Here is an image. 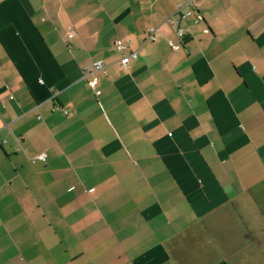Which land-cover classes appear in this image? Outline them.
I'll return each mask as SVG.
<instances>
[{"label":"crops","instance_id":"crops-1","mask_svg":"<svg viewBox=\"0 0 264 264\" xmlns=\"http://www.w3.org/2000/svg\"><path fill=\"white\" fill-rule=\"evenodd\" d=\"M185 1L0 0V264H264V0Z\"/></svg>","mask_w":264,"mask_h":264},{"label":"built area","instance_id":"built-area-1","mask_svg":"<svg viewBox=\"0 0 264 264\" xmlns=\"http://www.w3.org/2000/svg\"><path fill=\"white\" fill-rule=\"evenodd\" d=\"M201 0H186L183 3H178L175 7L174 13L167 16L165 21L170 24L178 23L180 19H186L190 16H193L196 12V8ZM174 15H177L174 17ZM157 31V27H149L145 30L144 41H153L155 40V33ZM73 34V30L68 28L67 37H71ZM175 36L178 41L169 40V47L173 50H177L180 48V44L183 42L185 37V32L183 28L180 26L177 27L175 31ZM115 48L120 53V64L124 67L128 65V63L137 57V51L130 49V42L117 39L115 41ZM105 64L101 60H96L91 62L89 65L83 67V73L85 76H89L88 85L93 89L94 94L99 95L100 91L96 88L98 83V72L104 71ZM67 112V111H65ZM36 158L40 160H45V153H39ZM34 160V159H32Z\"/></svg>","mask_w":264,"mask_h":264}]
</instances>
